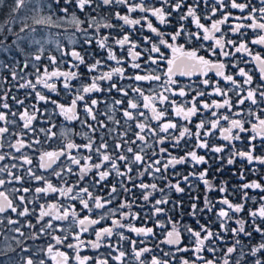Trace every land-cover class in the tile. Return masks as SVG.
<instances>
[{
    "label": "snow or ice",
    "instance_id": "1",
    "mask_svg": "<svg viewBox=\"0 0 264 264\" xmlns=\"http://www.w3.org/2000/svg\"><path fill=\"white\" fill-rule=\"evenodd\" d=\"M151 17L173 30L154 26ZM145 25L153 35L132 39ZM70 29L80 34L82 48L94 42L106 56L92 57L89 63L86 50H64L61 31ZM68 39L77 43L74 34ZM181 39L188 44L212 41L205 49L209 58L196 48L186 49ZM53 44L61 57H72V68L83 65L89 74L90 82L80 84L70 106L38 90L56 92L54 81L62 78L71 94V81L80 79L77 72L60 69L61 60L51 54ZM254 45L264 48V0H11L0 21V53L11 58V63L0 60V73H7L0 76V257H7L0 264H264V53ZM117 47L130 59L118 55ZM44 60L47 66H42ZM242 64H254L259 78ZM105 67L109 70L103 71ZM208 70H215L220 79L189 84L177 79L207 77ZM24 89L29 91L20 98L16 93ZM32 93L37 101L59 109L51 115L77 120L88 132L65 129L59 132V149H44L57 137V126L36 104L25 103ZM94 93L106 98H93ZM80 102L84 119L77 114ZM73 135L85 142L77 144ZM210 138L226 143L211 144ZM198 150L216 154L212 160L218 164L217 173L240 161L232 172L240 181L233 191L226 180L217 186L208 179L212 164ZM178 166L190 170L185 173ZM169 173L177 178L175 183ZM249 174L259 179L249 180ZM51 176L62 185L54 184ZM67 176H76V183L69 184ZM86 179L89 186H81ZM193 180L205 186L203 206L200 196L187 193L192 201L188 215L199 230L185 226L182 232L168 213L182 209L183 200H173L170 194H185L186 187L194 190ZM104 189L107 194H99ZM213 191L221 197L210 198ZM156 193L159 198H154ZM236 194L239 201L229 199ZM50 195L78 201L83 215L59 199L39 203ZM134 207L149 211L142 217ZM141 219L143 226L133 223ZM69 220L68 227L54 223ZM212 223L219 225L218 231ZM157 229L162 239H157ZM86 233L94 239H85ZM150 239L155 241L151 246ZM85 251L94 254L82 255Z\"/></svg>",
    "mask_w": 264,
    "mask_h": 264
},
{
    "label": "trees",
    "instance_id": "2",
    "mask_svg": "<svg viewBox=\"0 0 264 264\" xmlns=\"http://www.w3.org/2000/svg\"><path fill=\"white\" fill-rule=\"evenodd\" d=\"M7 3H8V1L5 4L6 6H3V10L0 11V21L5 20V18L7 16L8 6H9L8 5L9 3L8 4ZM157 6H158V4H157ZM132 15L133 16H137V15H140V14L139 13H133ZM150 19L152 20L154 26L160 27L163 31L167 32V31H172L173 30L171 27L170 28H163V26L158 25V22L156 21L155 17H151ZM113 23H116V21H113ZM186 23H188L189 29H191L192 31H196L195 26L193 24H191L189 22H186ZM173 26H175V19L174 18H173ZM137 27H139V26H137ZM102 31L105 34H107L109 32V30H107V29H103ZM125 31L131 32L132 29L131 28H126ZM64 34H66V33H64V32L61 33V35H64ZM152 35L153 34L150 33L147 30L146 25H145V30L142 33H140V32L133 33L132 39L140 40L141 36H152ZM252 35L253 34L250 32L249 33V38H251ZM180 43L184 44L186 49L196 48L199 55H202V56H205L206 58H209V54L205 51V49L207 48V46L209 44H211L210 41H193V43L188 44V43H186V41L184 39H181ZM200 44H203L204 47L201 48ZM252 47L254 48L255 51H259L261 53H264V48H262L260 46H255V45L252 46ZM76 48L79 51H81L82 54H84L85 50L87 51L86 59L88 60L89 63L93 62L92 61V57L101 58V57L106 56V53L100 51L96 47L94 42H93V44H92V46L90 48H89L88 45H84L83 48L81 47V45H78ZM67 50H68V48H67ZM114 50L117 52L118 55L122 56L125 60L130 59L127 56V54L125 52H121L118 47L115 48ZM12 55H15V53H13ZM237 56H239V54H237ZM67 58H68V61L70 63L63 62L62 58L59 57V59L61 60L60 69L62 71L71 70V71L77 72V74L80 76V79H73L71 81V84L73 85L72 90H71V94H69V92L64 89L63 82L61 80L60 81L56 80V92H55V94L48 93V89L40 88L39 86H38V90L42 91V93L44 95L48 96L50 99L56 100L58 103L63 104L65 106H70L71 100L75 98L76 90H77V88L80 87V84L82 82L83 83H89L90 80H89V74L87 73V69L83 65H81L79 67V69L72 68L71 67V65L73 63L72 57L69 55V56H67ZM210 58L212 60H222V59H224L223 57H218V56H213V57H210ZM0 60L5 61L7 63H11V58L6 53H3V54L0 55ZM48 64H49V62L47 60H44L42 62V66H47ZM108 65L115 66V62L109 61ZM241 66L245 67L246 69H250L252 71L254 77L257 78V79L259 78L260 73H258V70H257V68H256V66L254 64H247V65L242 64ZM51 70H52V68L49 67V71H51ZM102 70L103 71H107V70H109V68L105 67ZM229 70L231 72H234L233 69H229ZM131 71L132 70L130 68H128V72L130 73ZM28 72L29 73H33V70L30 68V69H28ZM3 73L7 75L6 72H3ZM29 78L34 80L35 79V75L32 74V75L29 76ZM207 78L212 80V81H216V80L220 79L219 77L216 78L214 76H210V77H207ZM177 79L180 80L183 84L198 83L200 81V79H196V78L195 79L191 78V80H189V79L185 80V79H180V78H177ZM122 83L126 84V83H129V81H122ZM104 86H106V84ZM220 86L221 87H225L223 81H221V85ZM201 87H202V85H201ZM26 91H29V90H27V89L20 90L16 94L18 96H20V98H24V93ZM208 91H211V89H208ZM57 92L59 93V95L56 94ZM93 98L104 99L106 97H105V94H103V93H94L93 94ZM216 99H219V97H216ZM10 103H11V101H10ZM25 103L28 104L29 106H31L32 104H36L37 107L41 110V112H44L46 114V118L50 119L51 122L57 126L56 128H53V131L57 132V137L54 140H52V141L46 142L44 144V149H47V150L51 151V150L59 149L62 146L63 141L59 137V132L62 131L63 129H69L73 133H76V132H79V133L88 132V129L86 127L82 126L80 124V122L77 121V120L69 121V120H66L64 117H61L60 115H51L55 111H56V113H58L59 109H57L55 107V105H53L51 103H47L46 104L43 101H37L36 98H35V94L34 93H32L28 97V99H26ZM100 110L101 111L104 110V105L103 104L100 105ZM221 111H225V110L222 109ZM77 114L81 117V119H84L83 102L79 103L78 108H77ZM38 115H39V113H38ZM119 115L120 114L117 113V118H119ZM149 115H150V113H149ZM170 115H171V113H170ZM101 118L103 119V117H101ZM193 119H194V122H198L199 117H196V118H193ZM180 123L183 124L184 122L181 120ZM224 123H226V122H224ZM37 126L39 127V124ZM189 127H192V126L189 125ZM245 127H248V125H245ZM193 130H195V129L193 128ZM249 134H242V135H249ZM217 136H219V133H217ZM73 139L75 140V142L77 144H81V143L85 142L81 135H73ZM210 143L211 144H224L226 142L222 141V140H220L218 138H210ZM245 143H246V141H245ZM237 145L239 146V142H237ZM258 151H259V149H258ZM73 154H76V153L73 152ZM84 154L87 155L88 153L85 152ZM173 154H177V153L175 151H173ZM180 154L182 155L183 153L181 152ZM198 154L205 155L206 158H208L210 163L212 164V169L209 172L208 179L210 181H212L213 183H215L217 186H219L220 183L223 180H226V181H228V187H229V190L231 192V191L234 190L233 186L240 183V181L237 179V177L232 175L233 171H237L238 170L239 165H240V161H237L236 165H234V166L225 167V170H224L223 173H217L215 171V169L218 167V164L215 161L212 160V157L215 156L216 154L208 153V152H206V150H198ZM30 155H33L34 158L36 156V154H34V153H30ZM93 159L95 160V157H93ZM63 160H65V158L61 157L60 161L63 162ZM37 162L38 161H36L34 159V163H37ZM63 163H68V162H63ZM55 166L56 165H54V167ZM72 167L74 169H76L75 165H73ZM204 167H207V165L198 166V168H201V169L204 168ZM178 169L180 171H182V172H185V173L188 170H190L187 166H178ZM76 171L78 172V169H76ZM43 174L44 175H48V173H43ZM169 175H170V178L172 179V182L175 183L177 178L176 177H171V173H169ZM66 178L69 181V184H74L77 181V177L76 176H67ZM50 179L52 180V182L54 184H61L62 185V182L58 181L55 176H51ZM248 179L249 180H254V179H259V177L249 174L248 175ZM110 181H111V178H110ZM157 183L158 184H163L164 182L157 181ZM192 184L194 186V190H188L186 185L182 184L181 185L182 187H186V193L185 194L178 195L175 192H172L170 194V198L173 199V200H175V199H182L183 200V208L182 209H178L176 211H171V212L168 213L169 215H171L173 217V219L175 221L178 222V225H179V227H180L182 232H183V228L185 226H191L192 228L199 230V226L197 225L196 221L190 215H188V212L190 211L188 206H189V204L192 201L189 199V196H188L187 193H188V191H191V195L200 196L201 197L200 206H203V196L205 194V186L202 183H200V182H198L196 180H193ZM81 186H89V181L86 179ZM249 191H250V194H253V195L257 194V193H252L251 190H249ZM99 194L106 195L107 194V189H104V190L100 191ZM136 194H137V196H139V190H136ZM208 195L213 200L219 199L221 197V193H219L217 191L210 192V193H208ZM224 195H228V193H225ZM159 197H160V193H156L154 198H159ZM58 199L62 200V202L65 203V204L70 203L67 200H63V198H58V197H54V196H51V195L47 196L45 198H42L39 201V203H56ZM229 199H231V200H233L235 202V201H239L240 197H239L238 194L230 195ZM71 203L75 206L77 212L80 211L81 215H83V212H81V206L79 205V202L78 201H72ZM166 207L170 208L171 205L166 206ZM217 207H220V205H217ZM53 211H55V210H53ZM133 211L140 212L141 216L143 217V214L145 212H148L149 209L148 208H144L143 210H141L140 208L134 207ZM181 212H183V215L180 214ZM208 217H209V220H215L214 215L208 214ZM164 219L166 220L167 217H164ZM200 219H201V223H205L206 222L203 216H201ZM65 222L67 223L66 227H68V225L70 224V220L69 221H65ZM103 223L105 225H110V221H105ZM133 223L136 226H143L145 221H143L141 219V220H135V221H133ZM146 223H147V226L154 227V225H153V223L151 221H147ZM210 226L213 228L214 231H218L219 230V225L217 223H212V224H210ZM231 226H234V225H231ZM97 227H99V226H97ZM169 227H171V226L169 225ZM157 233H158L157 239H162L163 237L159 234V230L158 229H157ZM129 235H132V234H129ZM84 238L85 239H88V238H93L94 239V237H91L90 234H86L84 236ZM229 239H230V235H229ZM258 239H259V237L257 236V240ZM188 241H189L188 234L184 233V243L187 244ZM152 243H155V241H151V239H150L149 246H151ZM162 247L167 248V246H162ZM92 254H94V253H92V252L88 253V255H92ZM9 255L12 256L11 253H9ZM181 255H189L190 256L191 254L188 253V254H181Z\"/></svg>",
    "mask_w": 264,
    "mask_h": 264
},
{
    "label": "rangeland",
    "instance_id": "3",
    "mask_svg": "<svg viewBox=\"0 0 264 264\" xmlns=\"http://www.w3.org/2000/svg\"><path fill=\"white\" fill-rule=\"evenodd\" d=\"M8 1V5H10V2H11V0H3V4H0V11L1 10H3V6H6L5 4H6V2ZM5 8V7H4ZM53 32H56L57 30L56 29H53L52 30ZM62 33V32H61ZM75 35V37H76V39H77V43L76 44H72V43H70L69 42V39H68V36L69 35ZM80 34L79 33H73V30H69V32L68 33H66V34H64V35H60V43H61V47L64 49V50H66V51H71L73 48H75L77 51H79L76 47L78 46V45H81V43H82V40L80 39V36H79ZM211 43H212V41H210ZM51 48H52V53L51 54H53V55H55V56H57L58 57V59H59V57H61V54H60V52L59 51H56L55 50V45L53 44V45H51L50 46ZM67 48H68V50H67ZM1 54H3V53H0V55ZM69 56V55H68ZM62 58V60H63V62H66V63H70L69 61H68V58H67V56H64V57H61ZM258 73H259V71H258ZM4 75H6V74H4V73H0V76H4ZM210 76H214V77H216L217 78V76L215 75V70H208V75H207V77H210ZM207 77H203V76H199V75H192V77L191 78H196V79H205V78H207ZM177 78H180V79H189L188 77H177ZM61 81H62V78L60 79ZM60 80H57V81H60ZM55 83H56V80L54 81ZM48 93H51V94H55V92H53V91H50V90H48ZM56 112V111H55ZM61 117H63V116H61ZM63 130H65V129H63ZM62 130V131H63ZM69 130V129H68ZM63 162H67L66 160H63ZM68 202H72V201H68ZM53 212H55V211H53ZM80 212V211H79ZM54 223H56V224H58V225H60V226H62V227H66L67 226V223L64 221V222H60V221H55ZM57 234H59V233H57ZM87 234V233H86ZM85 234V235H86ZM29 243H31V241H29ZM38 243H42V241L41 242H38ZM61 251H65V252H67V253H69V254H72V250L71 249H67V248H64V247H61V249H60ZM17 251H19L18 249H17ZM88 253H90V251H85V252H83L82 253V255L83 254H88ZM12 254V257L13 258H15L16 257V253H11ZM0 259H7V257H0ZM50 264H51V262H50Z\"/></svg>",
    "mask_w": 264,
    "mask_h": 264
}]
</instances>
